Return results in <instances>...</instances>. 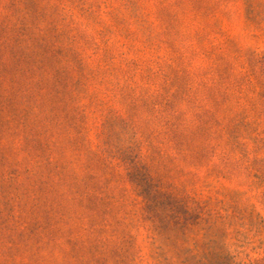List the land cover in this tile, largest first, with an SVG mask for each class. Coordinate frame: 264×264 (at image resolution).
I'll use <instances>...</instances> for the list:
<instances>
[{
	"label": "rangeland",
	"instance_id": "rangeland-1",
	"mask_svg": "<svg viewBox=\"0 0 264 264\" xmlns=\"http://www.w3.org/2000/svg\"><path fill=\"white\" fill-rule=\"evenodd\" d=\"M0 264H264V0H0Z\"/></svg>",
	"mask_w": 264,
	"mask_h": 264
}]
</instances>
